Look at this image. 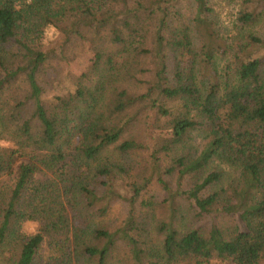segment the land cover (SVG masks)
<instances>
[{
  "label": "trees",
  "instance_id": "obj_1",
  "mask_svg": "<svg viewBox=\"0 0 264 264\" xmlns=\"http://www.w3.org/2000/svg\"><path fill=\"white\" fill-rule=\"evenodd\" d=\"M213 13L0 0V264H264L260 14L224 36Z\"/></svg>",
  "mask_w": 264,
  "mask_h": 264
},
{
  "label": "rangeland",
  "instance_id": "obj_2",
  "mask_svg": "<svg viewBox=\"0 0 264 264\" xmlns=\"http://www.w3.org/2000/svg\"><path fill=\"white\" fill-rule=\"evenodd\" d=\"M207 4L213 8L214 19L217 22L219 33L224 36L234 35L235 19L237 13L248 3L256 8V11L260 14L258 23L252 28V31L264 37V0H206ZM53 32L49 31V35ZM76 58L69 63L64 69V85L72 89L71 77L79 74L89 65L92 54L84 47L80 46L77 50ZM199 139L194 140L192 143L196 145ZM7 144V143H6ZM10 144H7V146ZM223 174V184H225L232 176L233 172L230 167L222 168ZM127 212V206L122 202H116L111 208L109 215V221L111 224H117V222L123 218ZM38 225L35 222L26 221L22 224V231L26 234H32L36 231ZM46 250V249H45ZM210 264H218L216 262H211Z\"/></svg>",
  "mask_w": 264,
  "mask_h": 264
},
{
  "label": "clouds",
  "instance_id": "obj_3",
  "mask_svg": "<svg viewBox=\"0 0 264 264\" xmlns=\"http://www.w3.org/2000/svg\"><path fill=\"white\" fill-rule=\"evenodd\" d=\"M0 146H7L6 142L0 141Z\"/></svg>",
  "mask_w": 264,
  "mask_h": 264
}]
</instances>
